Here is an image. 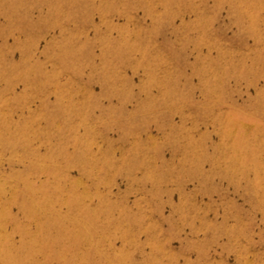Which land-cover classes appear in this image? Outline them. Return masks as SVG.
I'll use <instances>...</instances> for the list:
<instances>
[{
    "label": "rangeland",
    "instance_id": "rangeland-1",
    "mask_svg": "<svg viewBox=\"0 0 264 264\" xmlns=\"http://www.w3.org/2000/svg\"><path fill=\"white\" fill-rule=\"evenodd\" d=\"M0 264H264V0H0Z\"/></svg>",
    "mask_w": 264,
    "mask_h": 264
}]
</instances>
